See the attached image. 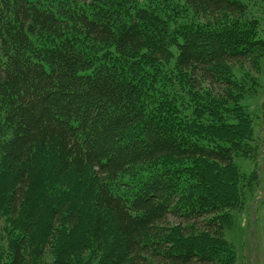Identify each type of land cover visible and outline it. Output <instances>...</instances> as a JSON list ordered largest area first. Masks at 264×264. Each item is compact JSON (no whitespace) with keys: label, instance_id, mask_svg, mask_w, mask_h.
I'll use <instances>...</instances> for the list:
<instances>
[{"label":"trees","instance_id":"trees-1","mask_svg":"<svg viewBox=\"0 0 264 264\" xmlns=\"http://www.w3.org/2000/svg\"><path fill=\"white\" fill-rule=\"evenodd\" d=\"M263 57L242 0H0V264H233Z\"/></svg>","mask_w":264,"mask_h":264},{"label":"rangeland","instance_id":"rangeland-1","mask_svg":"<svg viewBox=\"0 0 264 264\" xmlns=\"http://www.w3.org/2000/svg\"><path fill=\"white\" fill-rule=\"evenodd\" d=\"M242 1L249 14L258 19L264 28V0ZM259 68L256 92L246 94L241 100V105L253 120V134L257 142L253 143V158H234L245 188L243 202L231 212V222L224 234L233 247V264H264V57L259 61ZM83 263L75 261L73 264Z\"/></svg>","mask_w":264,"mask_h":264}]
</instances>
